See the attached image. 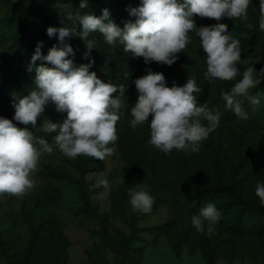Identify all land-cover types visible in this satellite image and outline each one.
<instances>
[{
  "label": "rangeland",
  "instance_id": "obj_1",
  "mask_svg": "<svg viewBox=\"0 0 264 264\" xmlns=\"http://www.w3.org/2000/svg\"><path fill=\"white\" fill-rule=\"evenodd\" d=\"M101 2L123 27L129 20L125 0H87L81 11L100 16ZM79 4L80 0H0V116L13 118L15 86L34 87L35 69L28 71V67L37 42L43 41L47 52L58 44V34L47 35L49 26L73 29L65 42L75 55L84 56L85 41L78 35L82 25L68 19L69 10L76 11ZM12 7L28 8L30 15L20 18ZM259 15V0H252L247 21L217 22L196 14L194 18L198 28L226 25L241 42V71L249 65L259 71L264 68ZM189 36L191 44L168 66L155 61L146 65L142 57H132L122 45H108L93 33L90 38H95L97 49L83 64L91 59L90 72L105 82L128 86L123 99L129 106L137 100L133 81L145 75L146 68L162 72L169 87L173 81L182 85L188 76L195 78L202 91L198 106L206 103L210 110L221 112L219 127L199 153L159 151L148 143L147 123L135 129L130 126L127 109L116 124L118 140L109 145L113 153L104 161L82 154L67 157L55 146V133L35 132L13 121L48 140L53 152L42 154L32 176L33 187L25 194H0V264H264V212L259 211L261 203L255 195L257 181L264 182V97L258 106L244 101L247 120L228 110L221 92L234 81L208 85L199 39L194 32ZM75 55L69 58L79 66ZM41 63L47 62L36 61ZM250 92H264V79ZM45 111L52 112L57 122L66 116L53 103ZM44 116L48 120V113ZM101 178L110 181V192L99 184ZM142 182L150 185L154 197L149 213L133 212L129 203L127 189ZM217 183L231 186L234 194L217 189ZM207 202L215 203L221 212L211 237L191 223L192 215Z\"/></svg>",
  "mask_w": 264,
  "mask_h": 264
},
{
  "label": "clouds",
  "instance_id": "obj_2",
  "mask_svg": "<svg viewBox=\"0 0 264 264\" xmlns=\"http://www.w3.org/2000/svg\"><path fill=\"white\" fill-rule=\"evenodd\" d=\"M250 3L252 0H140L137 6L126 9L135 19L125 21L120 27L110 18L107 8L100 16L82 12L87 0H80L79 9L73 11L72 7L68 19L74 18L82 25L78 35L85 41V58H90L91 50L97 49L95 38L90 36L99 33L108 45H122L124 52L142 57L146 65L155 61L171 66L179 58L177 54L191 44L189 32H194L205 57L204 81L208 85L217 80L234 81L228 91L221 92V97L228 110L247 120L244 101L258 106L264 97V92L254 95L250 92L264 79V68L257 71L254 65H249L241 71L240 40L220 23L198 28L194 14L217 22L234 18L247 21ZM259 12V29L264 31V0H259ZM73 31L68 27L47 28L50 38L58 34V44L44 55L43 41L37 42L28 67V71L35 69L34 87L23 95L13 93L12 119L0 116V194H25L33 187L32 176L42 154L53 152L48 140L13 123L36 128L37 118L50 103L66 116L56 123L44 120L41 130L55 133V146L73 159L82 154L104 161L111 156L113 148L109 145L118 140L116 124L126 109L132 117L130 126L135 129L147 123L148 143L165 154L173 150L185 155L197 154L210 133L219 127L221 112L210 110L206 103L198 106L197 97L202 91L197 87L198 81L190 76L184 84L173 81L169 87L162 72L146 68V74L133 81L137 100L129 106L123 99L128 86L105 82L94 71L90 72L94 62L91 59L76 66L69 58L74 50L65 38ZM37 60L47 63L37 65ZM99 184L105 193L111 191L107 178H101ZM127 193L133 212H151L154 197L150 185L135 184ZM255 195L264 205V182L257 181ZM220 219L216 204L207 202L192 215L191 223L196 231L211 237Z\"/></svg>",
  "mask_w": 264,
  "mask_h": 264
},
{
  "label": "trees",
  "instance_id": "obj_3",
  "mask_svg": "<svg viewBox=\"0 0 264 264\" xmlns=\"http://www.w3.org/2000/svg\"><path fill=\"white\" fill-rule=\"evenodd\" d=\"M125 1H126V4H128V7L129 6L135 7V6H137L140 3V0H125ZM100 6H101L102 10L105 9V8H107L109 10V8L106 5H104V3H102V2L100 3ZM11 10H12V12H14L20 18H22L23 16H29L30 15V12H31V11H28V8H25L23 10H19V9H17L15 7H12ZM109 12H110V18L112 19V11H109ZM124 12H125V15L128 17L129 20H134L135 19V17L129 15L128 11H124ZM41 51H42V54H44V55L47 54V51L46 50L41 49ZM74 58L79 62V64H83L85 62V59H86L84 56H82L80 54H76L74 56ZM48 66L51 67L50 64H48ZM28 91H30V90H28L27 88L24 89L23 87L15 86V92L16 93H20V94L23 95V94H26ZM47 113H48V120H50L51 122L56 123L57 120L53 116L52 112H49V111H45L44 110V112L41 114V116L38 117V119L41 120V121L39 120V125H38L39 127H38V129L37 128H33L30 124L27 125V126L30 129H34L32 131H35V132L37 130L38 131L41 130L42 127H43L44 120H46V119H44V117H45L44 115L47 114ZM215 186H216L217 189H220L221 191L227 192L230 195H233L234 194L233 188L231 186H229V185H223L221 183H219V184L217 183ZM257 206H258V209H259L260 212H264V205H257ZM257 206H255V208Z\"/></svg>",
  "mask_w": 264,
  "mask_h": 264
}]
</instances>
